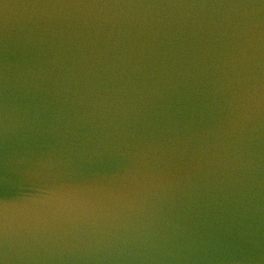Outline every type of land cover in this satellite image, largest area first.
I'll return each mask as SVG.
<instances>
[{
	"label": "water",
	"instance_id": "obj_1",
	"mask_svg": "<svg viewBox=\"0 0 264 264\" xmlns=\"http://www.w3.org/2000/svg\"><path fill=\"white\" fill-rule=\"evenodd\" d=\"M0 38L9 180L69 121L93 111L103 117L95 123L109 125V150L133 133H199L179 147L201 150L202 161L137 208L115 201L91 211L67 207L47 226H10L6 264H264L259 0L88 7L0 0ZM241 90L252 93L243 111ZM101 99L119 107L104 110Z\"/></svg>",
	"mask_w": 264,
	"mask_h": 264
},
{
	"label": "snow or ice",
	"instance_id": "obj_2",
	"mask_svg": "<svg viewBox=\"0 0 264 264\" xmlns=\"http://www.w3.org/2000/svg\"><path fill=\"white\" fill-rule=\"evenodd\" d=\"M143 2L39 0L43 6L67 7L123 6ZM259 3L264 5V0H259ZM5 81L6 63L3 40L0 38V264H6L4 250L10 226L32 231L47 226L51 215L67 207L91 211L115 201L124 208H137L157 190L170 187L165 185L166 180L201 166V150L179 147L199 136V133L188 137L138 136L133 133L131 139H122L112 151L103 143L110 141L112 136L111 132L105 131L109 125L95 123L99 113L93 111L73 118L76 123L69 121L60 139L27 162L19 179L9 180L5 149ZM237 95L240 100L237 107L241 111L251 107L250 91L241 90ZM244 101L249 103L245 104ZM260 103L264 108V84L261 85ZM97 104L104 110L119 107L113 101L106 102L104 99L97 101ZM89 126L90 130H87ZM101 133L100 144L94 148L87 147L90 143L96 144L93 137ZM64 167L68 171H63ZM58 168L61 170L53 171Z\"/></svg>",
	"mask_w": 264,
	"mask_h": 264
}]
</instances>
